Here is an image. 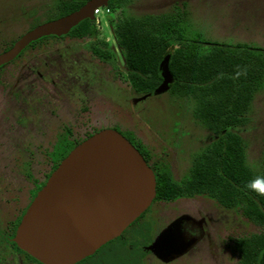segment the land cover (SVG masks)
I'll list each match as a JSON object with an SVG mask.
<instances>
[{
    "label": "flooded vegetation",
    "instance_id": "1",
    "mask_svg": "<svg viewBox=\"0 0 264 264\" xmlns=\"http://www.w3.org/2000/svg\"><path fill=\"white\" fill-rule=\"evenodd\" d=\"M70 32L43 37L35 41L44 40L41 45L32 49L35 42L31 43L17 58L0 67V215L10 218L5 226L0 227V264H44L15 242L17 229L28 208L70 152L92 135L104 130L97 129V119L122 121L126 112L128 118L125 119L133 120L139 116L140 102L151 96H139L134 91L127 79L126 63L117 45L100 39L98 34L73 38L68 36ZM52 40L72 43L75 47L81 43L87 44L85 50H45ZM93 46L103 51L95 52L91 49ZM89 70L101 71V76L104 75L108 81L105 85L111 86L112 108L108 112L98 110L99 113H96L94 109L89 93L92 85L86 82L90 78L89 74L87 76ZM123 79L129 84L128 92L123 89ZM78 86L80 90H77ZM106 129L116 130L126 139V135L131 136L133 143L128 140L142 154L154 175L160 161L168 164L165 151L155 158L133 128L115 124ZM168 165L173 179L180 182L186 172H182L177 179L173 165ZM193 198L212 200L202 195L177 196L170 201H158L155 197L148 209L119 237L75 264H103V260L96 258L97 255L114 243H117L121 254L111 257L107 264H142L144 259L141 258L147 257L149 253L166 261L190 250L204 236L201 223L190 213H182L154 239L149 238L148 231L151 230L148 226L140 227L143 229L136 232L128 230L154 203L174 207L180 201ZM213 203L222 210L235 212V209H225L215 201ZM8 208L13 210L8 211ZM17 218L19 222L12 235L8 225ZM177 222V226L171 228ZM170 228L172 232L162 239L161 236ZM237 238L228 236L226 240H221L220 235H217V256L222 257L223 264H230L229 257L235 254L239 261L234 247ZM107 250L103 253L110 249Z\"/></svg>",
    "mask_w": 264,
    "mask_h": 264
},
{
    "label": "trees",
    "instance_id": "2",
    "mask_svg": "<svg viewBox=\"0 0 264 264\" xmlns=\"http://www.w3.org/2000/svg\"><path fill=\"white\" fill-rule=\"evenodd\" d=\"M88 1L56 0L54 14L46 22L72 13ZM131 1L112 0L106 7L116 10ZM186 18L183 4L172 14L118 18L117 22L109 19L134 91L139 96H154L163 82L161 64L170 57L173 83L167 93L192 102L194 119L213 135L192 158L180 182L173 179L169 165L160 161L155 169L156 200L202 195L222 208L239 211L260 231L234 240L238 264H264V197L245 187L257 177L264 178V169L255 171L248 165L246 143L237 132L249 123L248 114L264 81V53L245 46L189 40L182 25ZM97 34L96 20L87 19L68 36L84 38ZM43 41L35 42L32 49ZM14 43H4L3 51ZM91 49L103 51L98 46ZM237 72L241 73L238 78ZM126 136L133 143L131 136ZM18 222L19 218L8 225L12 235Z\"/></svg>",
    "mask_w": 264,
    "mask_h": 264
},
{
    "label": "rangeland",
    "instance_id": "3",
    "mask_svg": "<svg viewBox=\"0 0 264 264\" xmlns=\"http://www.w3.org/2000/svg\"><path fill=\"white\" fill-rule=\"evenodd\" d=\"M55 4L56 0H0V53L3 52L4 43L16 41L36 25L46 23L54 14ZM183 4H186L187 18L182 25L189 40L221 46H245L264 53V0H132L127 5L110 10L108 15L95 18L98 37L116 46L114 25L109 19L117 22L118 18L172 14L177 6L182 7ZM86 44L81 43L77 48L72 43L52 40L45 50H85ZM88 74L90 78L86 82L92 85L89 93L96 113L100 110L108 112L112 108L111 86L105 85L108 81L104 75L101 76V71L89 70ZM122 81L123 89L128 92L129 84L125 79ZM80 89L78 86L77 90ZM139 110V116L133 120L130 116V119H125L128 118L126 112L122 121L97 119V129L110 128L115 124L133 128L155 158L165 151V160L173 165L175 177L179 179L182 172H188L192 158L213 135L194 119L192 102L173 98L167 92L149 96L140 102ZM248 121L247 126L237 132L245 140L248 165L260 171L264 169V81L253 101ZM184 212L190 213L201 223L204 229L201 240L190 250L166 261L149 253L141 258L144 259L142 264H223L222 257L217 256V235L221 240H226L228 236L244 237L260 231L236 210H222L212 200L193 198L180 201L174 207L154 203L128 232L140 231L143 229L140 227L148 226L151 230L148 231L149 238H157ZM9 219L0 215V227L5 226ZM107 249H110L109 252L103 253ZM107 249L96 257L103 260V264L121 254L117 243ZM229 261L230 264H237V255L229 257Z\"/></svg>",
    "mask_w": 264,
    "mask_h": 264
},
{
    "label": "water",
    "instance_id": "4",
    "mask_svg": "<svg viewBox=\"0 0 264 264\" xmlns=\"http://www.w3.org/2000/svg\"><path fill=\"white\" fill-rule=\"evenodd\" d=\"M110 1L89 0L66 16L38 25L0 53V67L31 43L65 35L95 19L94 11ZM169 61L166 57L161 64L163 82L155 96L168 92L173 83ZM155 197L156 178L142 154L121 133L104 129L77 145L53 172L23 216L15 242L44 264H75L119 237Z\"/></svg>",
    "mask_w": 264,
    "mask_h": 264
},
{
    "label": "clouds",
    "instance_id": "5",
    "mask_svg": "<svg viewBox=\"0 0 264 264\" xmlns=\"http://www.w3.org/2000/svg\"><path fill=\"white\" fill-rule=\"evenodd\" d=\"M241 73L237 72L236 76L239 77ZM246 74V70H245ZM245 187L251 191L256 193L257 196L264 197V178L257 177L256 179L250 181L245 185Z\"/></svg>",
    "mask_w": 264,
    "mask_h": 264
},
{
    "label": "built area",
    "instance_id": "6",
    "mask_svg": "<svg viewBox=\"0 0 264 264\" xmlns=\"http://www.w3.org/2000/svg\"><path fill=\"white\" fill-rule=\"evenodd\" d=\"M110 13V9L107 7H100L94 11L95 18H98L100 16H105Z\"/></svg>",
    "mask_w": 264,
    "mask_h": 264
}]
</instances>
